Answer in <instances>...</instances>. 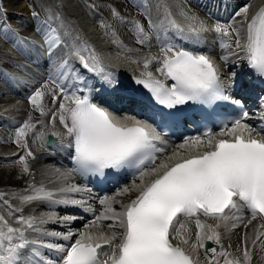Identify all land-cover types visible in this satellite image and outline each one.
Wrapping results in <instances>:
<instances>
[{
	"label": "snow or ice",
	"instance_id": "1",
	"mask_svg": "<svg viewBox=\"0 0 264 264\" xmlns=\"http://www.w3.org/2000/svg\"><path fill=\"white\" fill-rule=\"evenodd\" d=\"M250 7V4H245L233 17V20L242 15L244 17L246 27L243 39L239 29L232 23H217L209 29L199 17L187 13L182 15L188 21V34L185 35L184 28L174 20L169 23L185 39L195 38L199 41L202 33L210 30L218 36L235 34L236 49L244 52L249 67L258 76L264 77V5L249 19ZM112 13L114 17L119 15L115 9ZM32 16L37 18L38 13L33 11ZM53 19L59 20V14L55 17L50 15L48 20L42 22L47 25L46 28H37V31H42L50 56L63 43L57 29L48 24ZM121 21L124 22V19L121 18ZM102 26L111 29L110 25H104L103 22ZM133 26L137 31V42L144 43L148 38L144 28L138 22ZM3 35L9 39L7 30ZM18 43L32 46L31 42L24 40ZM113 43L116 41L113 40ZM89 47L81 42L73 49V55L79 57L83 67L100 75L104 83H114L111 73L104 74L94 50L90 56L95 63H89L82 54ZM221 47L227 48V42L222 41ZM161 52L164 55L156 61L159 65L156 70L169 80L170 86L154 79L151 72L142 73L145 78L136 80L137 84L148 90L157 105L175 110L189 102L207 106L222 102L243 108L242 97L226 94L221 66L208 55L174 51L170 46L161 48ZM220 59L226 66L227 58L221 56ZM134 62L143 63L145 69L152 64L151 59ZM235 76L236 73H232L228 77L232 85L235 84ZM70 78L80 79L67 59L59 61L56 73L49 76L55 87L49 88L46 81L29 96V103L41 116L49 115L43 104L46 95L52 97L53 104L58 103V108L50 114V123L54 125L58 120L65 132H53L52 135L60 136L62 141L65 137L69 138V146L74 149V167L71 171L80 175L104 177L106 170L134 168L138 172L135 179L140 181L139 184L134 180L132 186L119 189L116 195L125 196L133 191L137 195L127 204H121L120 211L113 206L114 198L107 196L99 201L103 208L99 215H95L93 209L86 208V211L93 212L94 218L84 226L70 246L45 242L42 237L69 241L74 235L71 230L62 234L43 231L41 226L49 222L71 223L74 217L54 219L49 216L45 219L15 215L21 210L13 209L4 200L8 216L0 215V264H199L200 249H204L206 264H219L217 249L206 246V241L221 245L218 229L238 227L235 221L243 217L236 213L245 209L251 219L260 217L264 220V127L257 129L245 122L249 116L247 111L232 120L231 127L225 124L219 133L214 134L209 129L202 135L186 137L176 151L161 158L157 154L165 153L166 141L163 133L153 124L118 117L108 108L93 103L90 93H69L64 83ZM260 105L264 109V97L260 98ZM165 115L174 119L176 113L169 111ZM261 119H264V112L261 113ZM37 125L45 126L42 121L33 124L29 116L16 129L14 142L22 146L30 157L33 153L27 151L26 140L30 133L46 142L42 133L34 131ZM19 162L27 173L29 168L25 156H20ZM145 177L150 179L146 180ZM80 191L79 186L62 188L58 192L45 190L41 186L33 188V195H24L20 199L22 203L47 201L50 204L84 206L87 203L85 200L55 199L57 195L66 196L67 193ZM201 216L215 223H205L200 219ZM12 219L17 226L11 223ZM193 219L196 228L194 240L187 223ZM105 221L111 223L105 224ZM30 233H36L37 236L33 238ZM262 237L264 224L256 230L255 239L252 240L253 245L260 241L264 250ZM247 240L248 237H245V243ZM41 249L62 255L59 260H53L45 256ZM237 251L241 250L238 248ZM209 252L213 254L211 257H207ZM220 256L224 264H251L252 259L251 250L247 247L242 250V258L233 257L226 250L221 251Z\"/></svg>",
	"mask_w": 264,
	"mask_h": 264
},
{
	"label": "bare ground",
	"instance_id": "2",
	"mask_svg": "<svg viewBox=\"0 0 264 264\" xmlns=\"http://www.w3.org/2000/svg\"><path fill=\"white\" fill-rule=\"evenodd\" d=\"M14 0H2V2L4 3L5 7H12V4ZM257 0H253V2H255ZM121 3V2H120ZM258 3H264V0H258ZM23 4V3H21ZM120 5V8L122 10L125 11H130V9L124 4ZM245 4H248L245 3ZM244 4V5H245ZM164 10H168L167 5L163 6L161 5ZM64 10L61 14V16H65L66 15V10L68 12H70L69 14H71L67 19V23L69 25H72L73 32L80 36L81 38H83L86 42V45L90 46L88 48V54H90L92 52V50H94L95 55L101 58V62H102V67L104 69H107L108 72H111L113 69H120L118 70V72L123 73L124 71L126 72V70H121V69H131L132 65L129 66L128 65V61L127 59H124L123 56L121 55L120 52H118L117 50H112L110 48V45L107 44V42L104 40V38L102 36L99 35L100 30H98V28H95L89 20V17L84 16L83 15V10L80 8L78 10V7L75 6V3L72 2H67L65 3V7H63ZM158 8V7H157ZM55 11H59L57 9H55ZM62 11V10H61ZM29 12H25L22 15H27ZM125 32V35L127 36V38H129V40L131 42L135 41V38H133L128 31L123 30ZM114 46V45H112ZM152 56L148 55V54H141L140 56H138V60L137 61H142L144 59H151L152 60ZM153 62V60H152ZM141 64V65H140ZM136 63L134 66L138 67L141 66L140 70L143 71V63ZM151 67V66H150ZM134 68V67H133ZM152 69L149 71L152 73L153 78H158L156 76L157 71L155 69H153V67H151ZM147 71H144L143 73H146ZM117 73V74H120ZM50 99L49 98H44L43 104H44V108L45 105L48 103H50ZM58 107H56L54 110H56ZM53 110V111H54ZM0 113H2V111H0ZM17 113L20 114L19 118H23V121L25 122L26 120L29 119V116H31L32 118L38 117L40 115V112L35 110L33 108V105L29 103V99L27 101V107L23 108L21 111H17ZM11 114V112H10ZM47 124H50L51 128L48 129L47 128ZM45 123L44 127L41 126H37L36 129L34 130L35 132L38 133H43L45 132V130H49L50 133L52 134L53 132H59L58 128L55 127V125H53L52 123H50V121L47 119ZM9 136H2V134L0 135V137H4L1 141V144L3 147H11L14 145V141L16 140V130H9ZM59 140H60V136H56ZM40 139H37L35 135H33V137L31 138V143H30V147H31V151L32 152H39V145H40ZM42 155V153H39ZM12 153H9L8 150L2 151L0 150V187H4L8 184H18L20 182H24L27 177L28 174L25 173L23 171V164L19 162V157H14L12 156ZM170 155V154H169ZM22 156V155H21ZM25 156V161L28 164V168L30 166H33V164H38L39 162L36 161H32L31 159L27 158L26 155ZM167 156V155H166ZM42 156L40 158V160H42ZM38 160V161H40ZM48 166H46L44 169H42V167H39L38 170L36 171V182L41 181L42 179H47V177H49L50 179L55 177L57 174H55L53 172V170L51 168H49ZM53 176V177H52ZM48 179V180H50ZM145 179H147V177H145ZM139 180H136L135 183L139 184ZM133 183L129 184V186H132ZM137 192L133 191L125 196H119V195H115L112 198H114L115 203L113 204V206L116 208L117 211H120L121 209V204H127L135 195ZM57 197H55L56 199ZM13 202V204H21L20 207H23L26 203H22L20 199H12L11 200ZM46 204H50L49 202H47ZM26 206V205H25ZM99 208L103 209L102 206L99 204ZM56 209V204H51L50 207L45 208V209H40L39 210V214H38V218L43 217L45 219H47L49 216H52L51 212L54 211ZM47 210V211H46ZM0 215H4L2 212ZM194 220V219H193ZM193 220H190L193 222ZM250 221V222H249ZM248 222L246 221H240L238 220L236 223L241 225V229H240V234L236 237L234 236V241H235V245H236V250L238 248H241L242 250L247 247L249 248H254V253L251 254L252 259H251V264H264V250H262L261 246H260V241H257L256 245H253L252 242L250 243V241L252 240L253 237L256 236V229H257V225L255 224V222L257 223L256 220L254 219H249ZM12 223V221H11ZM105 224H108L109 222H104ZM247 225V227H244V225ZM189 227L191 228V231H193V233H195L196 228H195V224L194 222L191 223L189 225ZM223 227H221L220 229H218V231L221 233L222 236H224V233L228 230H223ZM236 235V234H235ZM248 235V236H247ZM245 237H248L247 243H245ZM195 239V237H194ZM193 239V240H194ZM261 240H264V237L261 238ZM203 254V249L199 250V256ZM205 260V257H199V263H205L203 262Z\"/></svg>",
	"mask_w": 264,
	"mask_h": 264
},
{
	"label": "rangeland",
	"instance_id": "3",
	"mask_svg": "<svg viewBox=\"0 0 264 264\" xmlns=\"http://www.w3.org/2000/svg\"><path fill=\"white\" fill-rule=\"evenodd\" d=\"M13 2H14V4L16 3V5L17 4L19 5V3H20V1H18V0H14ZM41 117H43V116H39V118H41Z\"/></svg>",
	"mask_w": 264,
	"mask_h": 264
}]
</instances>
